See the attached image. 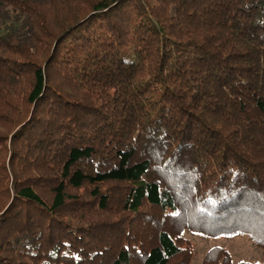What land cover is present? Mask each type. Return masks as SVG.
Listing matches in <instances>:
<instances>
[{"label": "trees", "instance_id": "1", "mask_svg": "<svg viewBox=\"0 0 264 264\" xmlns=\"http://www.w3.org/2000/svg\"><path fill=\"white\" fill-rule=\"evenodd\" d=\"M185 232L264 264V0H0V264H190Z\"/></svg>", "mask_w": 264, "mask_h": 264}, {"label": "rangeland", "instance_id": "2", "mask_svg": "<svg viewBox=\"0 0 264 264\" xmlns=\"http://www.w3.org/2000/svg\"><path fill=\"white\" fill-rule=\"evenodd\" d=\"M183 237L188 241L192 251L190 264H201L206 252L212 248H222L226 250L233 262L260 263L262 255L246 236L234 238H207L198 234L185 232Z\"/></svg>", "mask_w": 264, "mask_h": 264}]
</instances>
